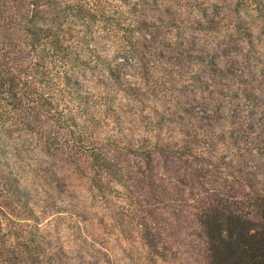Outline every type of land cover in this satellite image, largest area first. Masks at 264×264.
<instances>
[{"label":"rangeland","instance_id":"rangeland-1","mask_svg":"<svg viewBox=\"0 0 264 264\" xmlns=\"http://www.w3.org/2000/svg\"><path fill=\"white\" fill-rule=\"evenodd\" d=\"M250 91L264 0H0V264H212L204 211L260 221Z\"/></svg>","mask_w":264,"mask_h":264},{"label":"trees","instance_id":"trees-1","mask_svg":"<svg viewBox=\"0 0 264 264\" xmlns=\"http://www.w3.org/2000/svg\"><path fill=\"white\" fill-rule=\"evenodd\" d=\"M247 96L248 105L238 112L245 116L249 112L252 116L260 114L264 110V96L254 91ZM262 127L264 124L254 121L248 132L262 136ZM259 138H254L255 143L249 141L250 144L257 145ZM259 203L258 224L243 220L228 210L204 211L201 220L212 264H264V202Z\"/></svg>","mask_w":264,"mask_h":264}]
</instances>
